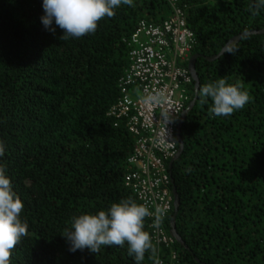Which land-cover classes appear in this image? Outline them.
Returning <instances> with one entry per match:
<instances>
[{"label": "trees", "instance_id": "trees-1", "mask_svg": "<svg viewBox=\"0 0 264 264\" xmlns=\"http://www.w3.org/2000/svg\"><path fill=\"white\" fill-rule=\"evenodd\" d=\"M253 0H179L193 34L189 58L198 89L221 77L243 85L252 97L230 116L209 112L196 98L180 128L182 151L171 167L179 199L175 232L182 245L177 264H264V9ZM98 21L94 34L61 40L41 23L42 0H0V141L13 191L23 203L27 235L11 250L10 264H136L127 244L69 251L61 236L72 217L96 214L131 197L124 178L131 170L135 137L124 119L108 116L129 68L127 41L141 22L161 25L172 15L165 0H133ZM187 62L184 67H187ZM197 89V90H198ZM195 84L188 91L192 101ZM187 104V106H188ZM170 162V161H169ZM166 164L168 169V164ZM164 229L170 235V218ZM145 254L142 264H153Z\"/></svg>", "mask_w": 264, "mask_h": 264}, {"label": "built area", "instance_id": "built-area-1", "mask_svg": "<svg viewBox=\"0 0 264 264\" xmlns=\"http://www.w3.org/2000/svg\"><path fill=\"white\" fill-rule=\"evenodd\" d=\"M165 1L172 7L171 17L161 25L139 23L127 41L129 68L119 81L120 97L108 116L124 119L135 137L127 159L131 170L124 178V186L153 213L147 218L155 244L170 248L175 240L166 234L163 224L173 209L166 164L177 153L176 126L189 101L192 78L184 64L192 51L194 37L178 8L179 0ZM157 91L167 97L165 104L148 106L140 102L141 97ZM161 111H168L173 122L161 121ZM157 209L163 213L160 219ZM160 260L162 264H177L172 251L166 261Z\"/></svg>", "mask_w": 264, "mask_h": 264}, {"label": "clouds", "instance_id": "clouds-1", "mask_svg": "<svg viewBox=\"0 0 264 264\" xmlns=\"http://www.w3.org/2000/svg\"><path fill=\"white\" fill-rule=\"evenodd\" d=\"M121 5L133 6V0H42L44 15L43 26L55 32L53 22L61 30V40L80 38L94 34L98 21L104 17L112 18L114 9ZM264 9V0H253L250 11L253 16ZM238 49L226 48L221 52L235 54ZM201 105L211 100L209 112L215 116H230L241 110L252 97L243 90V85H230L221 77L213 83L201 86L196 91ZM167 97L162 91L148 93L140 98V102L148 106H161ZM161 121L165 124L173 122L168 111H161ZM5 144L0 141V157L5 155ZM6 168L0 164V264H10L11 250L27 235L28 225L20 219L23 203L13 191L10 179L6 176ZM153 213L144 204L136 203L131 197L118 203H112L106 210L96 214H81L72 217L70 227H66L61 236L69 245V251L88 249L98 253L102 246H120L127 244L129 256H133L136 264H142L145 254L153 264H162L158 257V249L153 244L150 234L144 231V220ZM162 210L157 209V219L162 218Z\"/></svg>", "mask_w": 264, "mask_h": 264}, {"label": "water", "instance_id": "water-1", "mask_svg": "<svg viewBox=\"0 0 264 264\" xmlns=\"http://www.w3.org/2000/svg\"><path fill=\"white\" fill-rule=\"evenodd\" d=\"M264 33V29L263 30H260V31H249V32H245L241 35H238L236 37H234L230 43L224 47L221 52L223 50H225L226 48H230L231 47V44L234 42H238L240 40V38L242 36H248V35H255V34H263ZM221 52L214 56V57H211V58H207L206 60L211 62L213 60H215L216 58L220 57L221 56ZM196 59H197V56L193 55L191 56L189 59H188V62H187V70L195 84V92H194V96H193V99L192 101L188 104V106L185 108V110L180 114V117H179V120L177 122V126H176V132H175V135H176V140H177V144H178V149H177V153L175 155V157L169 162L168 164V173H169V176H170V181H171V184H172V179H171V167H172V164L173 162L179 157L181 151H182V141H181V138H180V128H181V125L183 123V120L185 118V116L187 115L188 111L194 106L195 102H196V91L198 89V79H197V76H196V73H195V70H194V65H195V62H196ZM172 196H173V214L170 218V224H171V231H170V236L172 238H174V240L181 244L182 245V241L180 240V238L177 236L176 232H175V217H176V214L178 212V207H179V199H178V196L176 194V191L175 189L173 188L172 186Z\"/></svg>", "mask_w": 264, "mask_h": 264}]
</instances>
